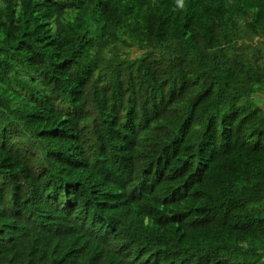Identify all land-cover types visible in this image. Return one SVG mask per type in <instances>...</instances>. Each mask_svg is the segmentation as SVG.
Here are the masks:
<instances>
[{"label": "trees", "instance_id": "16d2710c", "mask_svg": "<svg viewBox=\"0 0 264 264\" xmlns=\"http://www.w3.org/2000/svg\"><path fill=\"white\" fill-rule=\"evenodd\" d=\"M153 1L209 68L152 0H0V264H264V0Z\"/></svg>", "mask_w": 264, "mask_h": 264}, {"label": "clouds", "instance_id": "9594fccd", "mask_svg": "<svg viewBox=\"0 0 264 264\" xmlns=\"http://www.w3.org/2000/svg\"><path fill=\"white\" fill-rule=\"evenodd\" d=\"M211 22L209 20H195L186 18L181 23V29L178 33V36L176 39L180 38L183 39L184 42L187 41L189 37L195 36L197 37V41L195 44H197L200 48L202 53L204 54L203 61L205 62L207 68H209V64L211 62V38H210V31H211ZM85 198V197H84ZM46 224V227L49 231V236L51 232L52 237V244L60 243L63 238L64 234L69 228L71 224L77 225L81 230L85 233L95 232L98 227L95 224V222L90 221L87 219L83 214H78L75 216V212H72L67 215V218L65 221L59 225H54V223L50 220L49 223L43 220L37 219L36 225ZM54 231V236H53ZM84 249V246L82 243H76V247L70 251L71 253V260L75 259L77 260V264L79 263L80 256L82 254V250Z\"/></svg>", "mask_w": 264, "mask_h": 264}, {"label": "flooded vegetation", "instance_id": "af4514ba", "mask_svg": "<svg viewBox=\"0 0 264 264\" xmlns=\"http://www.w3.org/2000/svg\"><path fill=\"white\" fill-rule=\"evenodd\" d=\"M150 10L155 17L154 23L160 26L159 28L162 29L163 31L174 32L175 26L179 25L177 32L174 34V39L177 38L178 33L181 29V23L186 19V17L178 16L170 12L167 6H165L164 4L158 1H153V0H152V4L150 5ZM175 18H182L183 20L174 21ZM155 39L156 42H159L157 38Z\"/></svg>", "mask_w": 264, "mask_h": 264}, {"label": "bare ground", "instance_id": "6f19581e", "mask_svg": "<svg viewBox=\"0 0 264 264\" xmlns=\"http://www.w3.org/2000/svg\"><path fill=\"white\" fill-rule=\"evenodd\" d=\"M115 4H117L116 1H114V2L112 3L111 6H114ZM66 5H67V4H66ZM64 6H65V5H64ZM111 6H110V8H111ZM113 17H114L115 19H117L119 22L122 21V20L124 19L122 11L113 14ZM164 114H165L166 116H168V114H166V113H164Z\"/></svg>", "mask_w": 264, "mask_h": 264}, {"label": "rangeland", "instance_id": "374dc122", "mask_svg": "<svg viewBox=\"0 0 264 264\" xmlns=\"http://www.w3.org/2000/svg\"><path fill=\"white\" fill-rule=\"evenodd\" d=\"M259 95H262L261 97H263V98H258V99H259V105H260V107L264 110V91H263V93H259Z\"/></svg>", "mask_w": 264, "mask_h": 264}, {"label": "crops", "instance_id": "0c3cea01", "mask_svg": "<svg viewBox=\"0 0 264 264\" xmlns=\"http://www.w3.org/2000/svg\"><path fill=\"white\" fill-rule=\"evenodd\" d=\"M260 96V98H263V97H261L262 95H259Z\"/></svg>", "mask_w": 264, "mask_h": 264}]
</instances>
